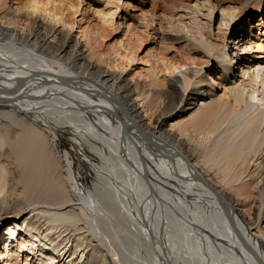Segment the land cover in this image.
Returning a JSON list of instances; mask_svg holds the SVG:
<instances>
[{
	"label": "bare ground",
	"instance_id": "6f19581e",
	"mask_svg": "<svg viewBox=\"0 0 264 264\" xmlns=\"http://www.w3.org/2000/svg\"><path fill=\"white\" fill-rule=\"evenodd\" d=\"M8 1L0 0V227L9 222L0 264H264V52L251 55L264 50L263 16L250 26L263 43L239 37L246 55L228 59L224 40L180 27L207 63L216 60L221 82L198 63L164 62L170 77L143 85L125 67L90 59L51 0L23 9ZM235 11L223 15L236 24ZM235 62L240 81L227 78ZM66 131L76 152L95 157L88 166L99 183L85 193L71 155L66 174L60 167ZM105 187L116 217H106ZM117 217L143 258L127 259L118 231L101 223Z\"/></svg>",
	"mask_w": 264,
	"mask_h": 264
},
{
	"label": "rangeland",
	"instance_id": "374dc122",
	"mask_svg": "<svg viewBox=\"0 0 264 264\" xmlns=\"http://www.w3.org/2000/svg\"><path fill=\"white\" fill-rule=\"evenodd\" d=\"M26 1L9 0L8 4L14 9H23ZM259 2L260 0L248 2L246 0H105L102 3V1L96 0H51L49 8L55 7L65 13L68 25H70L67 27L72 28V35L80 38L83 46L87 44V48L84 47V50L87 55L91 52L90 59L100 63L102 67H113V65L114 67L115 65L125 67V74L129 81H133V84L139 82L143 85H150L153 78L163 80L165 77L167 79L170 77L163 72L164 62L181 63L190 67L198 63L199 68L204 67L200 75H211L215 81H220L218 78L221 70L217 67L216 60L212 61L211 59L210 63H207V58L202 53H197L196 49L191 47L192 45L186 40V37H190L198 30L218 45H222L224 41L226 45L228 44L226 46V52H228L226 59L230 58V52L233 56L232 51L235 54L239 52L244 56L246 55L244 51H238L239 46L237 48L233 41L240 39L239 37H241V40H251L250 26L252 24L256 26L261 16L264 18V13H258ZM222 9L226 12L236 10L234 16L243 14L242 20L240 19V22L235 24V21L231 19L233 17H230V15L225 17L226 12H222ZM184 26L191 28L192 33L188 34L187 31H182L180 27ZM86 32H89V34H85ZM255 32V35L261 38L258 29ZM176 36L183 37V39L172 42L171 38L174 39ZM252 39L255 40L256 38ZM257 39L255 40L256 43H263V41ZM249 45L247 44V47ZM262 46L264 49V44ZM253 52L255 53H251V55H263L264 50L260 52V50L253 47ZM131 58L134 59L133 62L129 61ZM193 58L196 59V62ZM114 60H117V62H114ZM236 64L238 63H233L232 73L227 78L233 79L234 77L235 81H240L241 71L238 70ZM205 84L210 86V82ZM213 90L217 97L223 96L225 92L222 87H216V85ZM184 114L170 117L168 124ZM74 137L71 131H66L57 140L60 167L66 174L65 155H71L74 174L81 187V192L85 193L87 192L86 189H93L99 183L94 170L88 166L89 159L94 160L95 157L89 151L88 157H84L81 152H76L72 144ZM100 162L99 159L95 160V163ZM103 191V195L108 196V202L105 204L107 216L106 213L104 215L110 217L114 214L116 217L117 202L110 197L107 187ZM115 220V225H111L112 222L107 218L101 219V223L109 230L115 227L114 230L118 231V245L120 243V246H122L119 247L122 248L121 252L124 256L128 259L130 257L129 253H131L132 257L130 258L134 262L136 253L142 258L143 255H147L143 252V248L140 250L141 252L136 250L137 244L128 234L129 232L124 225L125 222L123 223L120 217ZM8 226L9 222H4L0 227V245L6 241ZM206 231L210 233L208 239L212 238L213 233L209 230ZM202 238L203 236H201ZM141 246H139V249Z\"/></svg>",
	"mask_w": 264,
	"mask_h": 264
},
{
	"label": "water",
	"instance_id": "95a60500",
	"mask_svg": "<svg viewBox=\"0 0 264 264\" xmlns=\"http://www.w3.org/2000/svg\"><path fill=\"white\" fill-rule=\"evenodd\" d=\"M256 255V254H255Z\"/></svg>",
	"mask_w": 264,
	"mask_h": 264
}]
</instances>
